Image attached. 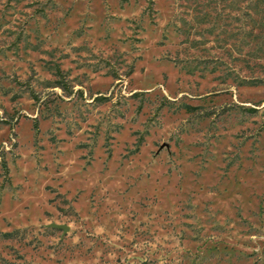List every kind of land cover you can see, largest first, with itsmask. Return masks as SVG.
<instances>
[{
    "label": "rangeland",
    "instance_id": "obj_1",
    "mask_svg": "<svg viewBox=\"0 0 264 264\" xmlns=\"http://www.w3.org/2000/svg\"><path fill=\"white\" fill-rule=\"evenodd\" d=\"M0 264H264V1L0 0Z\"/></svg>",
    "mask_w": 264,
    "mask_h": 264
},
{
    "label": "water",
    "instance_id": "obj_2",
    "mask_svg": "<svg viewBox=\"0 0 264 264\" xmlns=\"http://www.w3.org/2000/svg\"><path fill=\"white\" fill-rule=\"evenodd\" d=\"M59 225H62L66 230L68 229V225H64V224H59Z\"/></svg>",
    "mask_w": 264,
    "mask_h": 264
},
{
    "label": "trees",
    "instance_id": "obj_3",
    "mask_svg": "<svg viewBox=\"0 0 264 264\" xmlns=\"http://www.w3.org/2000/svg\"><path fill=\"white\" fill-rule=\"evenodd\" d=\"M257 2H258V0H256ZM262 1H264V0H262ZM255 4H257L256 2H255ZM257 6V5H256ZM259 81H263V79H259ZM37 126V125H36Z\"/></svg>",
    "mask_w": 264,
    "mask_h": 264
}]
</instances>
